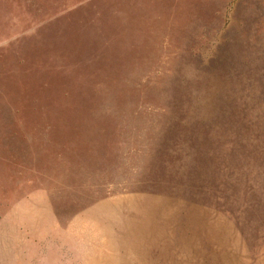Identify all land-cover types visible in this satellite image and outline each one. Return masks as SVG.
Returning <instances> with one entry per match:
<instances>
[{"label": "rangeland", "instance_id": "obj_1", "mask_svg": "<svg viewBox=\"0 0 264 264\" xmlns=\"http://www.w3.org/2000/svg\"><path fill=\"white\" fill-rule=\"evenodd\" d=\"M0 264H264V0H0Z\"/></svg>", "mask_w": 264, "mask_h": 264}]
</instances>
